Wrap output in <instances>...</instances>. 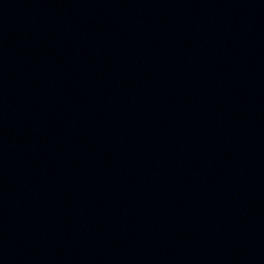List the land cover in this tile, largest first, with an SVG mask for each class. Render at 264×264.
Returning <instances> with one entry per match:
<instances>
[{"label": "water", "instance_id": "water-1", "mask_svg": "<svg viewBox=\"0 0 264 264\" xmlns=\"http://www.w3.org/2000/svg\"><path fill=\"white\" fill-rule=\"evenodd\" d=\"M0 264H264V0H0Z\"/></svg>", "mask_w": 264, "mask_h": 264}]
</instances>
